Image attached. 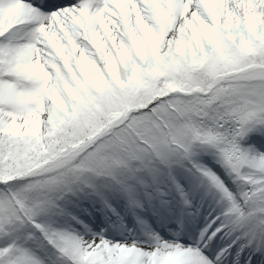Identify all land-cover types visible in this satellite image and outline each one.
I'll list each match as a JSON object with an SVG mask.
<instances>
[{"label":"snow or ice","instance_id":"obj_1","mask_svg":"<svg viewBox=\"0 0 264 264\" xmlns=\"http://www.w3.org/2000/svg\"><path fill=\"white\" fill-rule=\"evenodd\" d=\"M0 264H264V0H0Z\"/></svg>","mask_w":264,"mask_h":264}]
</instances>
